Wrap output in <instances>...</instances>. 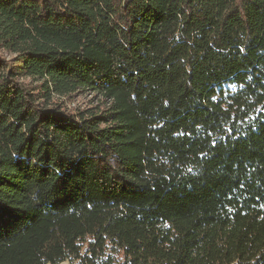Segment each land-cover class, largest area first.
<instances>
[{
	"label": "trees",
	"instance_id": "1",
	"mask_svg": "<svg viewBox=\"0 0 264 264\" xmlns=\"http://www.w3.org/2000/svg\"><path fill=\"white\" fill-rule=\"evenodd\" d=\"M66 262L264 264V0H0V264Z\"/></svg>",
	"mask_w": 264,
	"mask_h": 264
},
{
	"label": "rangeland",
	"instance_id": "2",
	"mask_svg": "<svg viewBox=\"0 0 264 264\" xmlns=\"http://www.w3.org/2000/svg\"><path fill=\"white\" fill-rule=\"evenodd\" d=\"M90 100H92L91 96L75 97L71 102H68V106L71 108L84 107L89 103ZM94 103H96V101H94ZM63 264H73V263L66 262Z\"/></svg>",
	"mask_w": 264,
	"mask_h": 264
}]
</instances>
